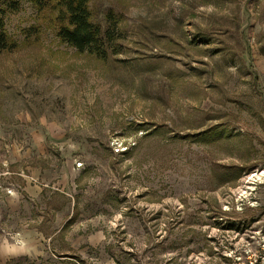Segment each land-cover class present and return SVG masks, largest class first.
Returning a JSON list of instances; mask_svg holds the SVG:
<instances>
[{
	"label": "rangeland",
	"instance_id": "obj_1",
	"mask_svg": "<svg viewBox=\"0 0 264 264\" xmlns=\"http://www.w3.org/2000/svg\"><path fill=\"white\" fill-rule=\"evenodd\" d=\"M6 2L0 264H264V0H94L105 60Z\"/></svg>",
	"mask_w": 264,
	"mask_h": 264
},
{
	"label": "trees",
	"instance_id": "obj_2",
	"mask_svg": "<svg viewBox=\"0 0 264 264\" xmlns=\"http://www.w3.org/2000/svg\"><path fill=\"white\" fill-rule=\"evenodd\" d=\"M4 0H0V3ZM10 10L20 7L21 2L31 1L36 7L49 16V23L54 27L60 41L72 46L80 53H88L99 59H107L122 51L118 42L122 39L119 28V16L109 10L106 14L107 26L102 27L94 16V0H6ZM5 12V10H3ZM95 13V14H94ZM17 46L5 28L3 17H0V52L12 50Z\"/></svg>",
	"mask_w": 264,
	"mask_h": 264
},
{
	"label": "bare ground",
	"instance_id": "obj_3",
	"mask_svg": "<svg viewBox=\"0 0 264 264\" xmlns=\"http://www.w3.org/2000/svg\"><path fill=\"white\" fill-rule=\"evenodd\" d=\"M255 175V174H254Z\"/></svg>",
	"mask_w": 264,
	"mask_h": 264
}]
</instances>
